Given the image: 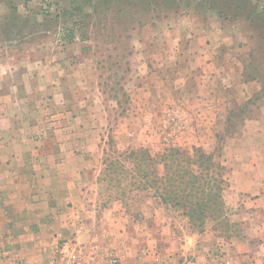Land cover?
Wrapping results in <instances>:
<instances>
[{"label": "rangeland", "instance_id": "rangeland-1", "mask_svg": "<svg viewBox=\"0 0 264 264\" xmlns=\"http://www.w3.org/2000/svg\"><path fill=\"white\" fill-rule=\"evenodd\" d=\"M0 104L15 147L89 155L105 205L244 238L264 194V0H0ZM195 153L223 215L185 222L156 183Z\"/></svg>", "mask_w": 264, "mask_h": 264}, {"label": "crops", "instance_id": "crops-1", "mask_svg": "<svg viewBox=\"0 0 264 264\" xmlns=\"http://www.w3.org/2000/svg\"><path fill=\"white\" fill-rule=\"evenodd\" d=\"M18 140L0 137V249L51 264L68 241L95 264H108L106 254L122 264H212L223 245L226 264H264V194L252 205L244 238L186 230L157 207L150 228L143 212L132 216L122 204L102 203L89 155L64 151L55 140L46 148L33 139L39 147L20 149Z\"/></svg>", "mask_w": 264, "mask_h": 264}, {"label": "trees", "instance_id": "trees-1", "mask_svg": "<svg viewBox=\"0 0 264 264\" xmlns=\"http://www.w3.org/2000/svg\"><path fill=\"white\" fill-rule=\"evenodd\" d=\"M172 156L174 155L166 157ZM196 157L209 161L205 156L195 153L193 158H188L186 168H182L179 167L181 162L178 159L162 158L164 173L160 182L156 183L159 184L157 196L160 202L166 206L174 209L182 208L184 210L183 216L188 218L190 222H194L196 219L220 218L223 215V203L220 197L216 196L217 191L213 193V190L209 188L210 183H207L204 178L199 180L196 175L194 167L197 166L201 169L202 165L196 161ZM129 158L141 160L138 152H131ZM147 160L149 161V157ZM142 177L150 182V174L144 173ZM203 181L205 182L202 183ZM201 224L204 222L201 221Z\"/></svg>", "mask_w": 264, "mask_h": 264}, {"label": "built area", "instance_id": "built-area-1", "mask_svg": "<svg viewBox=\"0 0 264 264\" xmlns=\"http://www.w3.org/2000/svg\"><path fill=\"white\" fill-rule=\"evenodd\" d=\"M108 264H121L118 258L105 255ZM0 264H31L26 258L3 249H0ZM51 264H95L93 255H85L73 242H64L61 246L60 257Z\"/></svg>", "mask_w": 264, "mask_h": 264}]
</instances>
